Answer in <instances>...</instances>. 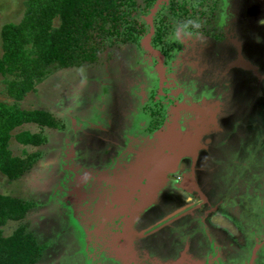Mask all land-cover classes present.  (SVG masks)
<instances>
[{
  "label": "rangeland",
  "instance_id": "1",
  "mask_svg": "<svg viewBox=\"0 0 264 264\" xmlns=\"http://www.w3.org/2000/svg\"><path fill=\"white\" fill-rule=\"evenodd\" d=\"M24 1L0 0V29L23 18ZM158 5L131 16L152 25ZM218 7L217 23L225 11L229 36L208 32L204 50L205 42L191 44L182 60L195 70L176 61L178 89L171 96L177 104L153 135L144 119L160 105L162 82L152 98L146 88L136 97L137 79L131 83L143 72L163 81L164 59H143L131 46L120 45L91 68L52 70L16 104L45 110L59 123L53 130L24 125L11 132H40L43 142L23 148L10 141L13 155L38 156L19 179L0 177V194L32 200L26 217L4 232L29 231L43 249L37 264H264V0H225V10ZM149 37L140 52L149 50ZM4 87L0 75V101L12 104ZM173 123L170 135L181 139L177 149L184 153L141 196L131 187L165 151ZM244 152L247 169V159H237ZM243 171L248 181L238 175ZM252 187L263 199L255 200L259 212L242 201Z\"/></svg>",
  "mask_w": 264,
  "mask_h": 264
},
{
  "label": "trees",
  "instance_id": "2",
  "mask_svg": "<svg viewBox=\"0 0 264 264\" xmlns=\"http://www.w3.org/2000/svg\"><path fill=\"white\" fill-rule=\"evenodd\" d=\"M148 2L147 6L153 3ZM23 7L18 23L0 29V75L4 90L13 100L12 104L0 101V177L7 183L28 172L38 156L25 152L23 156L13 155L10 141L23 148H36L43 142L40 132H11L24 125L48 130L59 125L45 110H20L16 104L35 91L52 70L91 68L105 51L110 53L117 45L139 47L147 30L142 22L131 18L141 12L134 0H25ZM156 22L150 47L169 60L174 45L166 41L169 31L164 18ZM148 52L149 58L159 59ZM5 193L0 194V264H37L43 249L29 231L18 227L11 234L4 232L8 223L26 217L33 208L32 200Z\"/></svg>",
  "mask_w": 264,
  "mask_h": 264
},
{
  "label": "flooded vegetation",
  "instance_id": "3",
  "mask_svg": "<svg viewBox=\"0 0 264 264\" xmlns=\"http://www.w3.org/2000/svg\"><path fill=\"white\" fill-rule=\"evenodd\" d=\"M134 1H135V4L139 7L141 12H135L133 14L141 13V14H143V16H145L144 15L145 13H148L150 11V9H152L153 7L156 6V4L159 3V5H158L159 8H157L156 14L154 15V17L151 20L152 25H148L149 23H147L143 18L133 17L134 19H137L139 22H142L145 25V28L147 29L146 32L144 33V37L141 40H143L144 38H146L150 34L149 41H148L149 42L148 43L149 50L140 52V50H141V40H140L139 47H135L138 50V52L142 53L144 55H147V54L149 55L150 53L148 51H150L152 53L153 52L157 53L156 54L157 56L162 57V55L159 52L155 51L154 49H152L150 47V41L153 38L154 33H155V24L157 23L156 21L159 19V17L164 18V22L167 25V29L169 31V37L166 39V41L170 40L169 43L174 45V52H173V55L171 56V58L168 60V59L163 57L164 67L166 69L165 73L163 75V79H164L163 81L161 80L160 76L153 79V80L150 78H143L142 77L144 75V72H143V74H141V75L137 76L135 79H133V81L131 83V84H133L137 79L136 89L138 90V92L135 93L136 97L138 96V93L140 91H142L146 88V90H148V91L152 90V93L148 94V97L152 98L153 89L157 88L158 82L159 83L162 82L161 89L163 91V94L159 98V99H161L160 105L157 108V110L154 111L156 113L153 112L152 116H149L148 119H144V125H146V127L149 131V133H147V134L153 135V134H155L154 132L159 130L161 128V125L164 124V121L166 118L165 117L166 116V110L168 109V107L177 104L175 102L174 98L171 96L172 90L174 91V89H178V87L175 83V77L179 76L180 71L176 72V68H175L176 61L186 63L188 66L192 67L193 70H195V66L193 65V63L191 61H189L188 59H186L185 61L182 60L184 55H187L185 50L187 49L190 52V45L191 44L194 46V45L201 43V42H205V44H201L200 49L208 48V46H209V43H208L209 33L208 32L214 33V36H216V37L218 34L219 38L227 37L228 31L226 28V25H227L226 19L228 18V16H227V13H225V11H223V14L225 17L223 16L220 25L217 23L216 14L219 12L218 6L221 3L224 6V10H225V0H166L167 2H164L163 0L161 2H159V0H134ZM148 1L153 2L151 4V6H147L148 5L147 3H149ZM143 10H145V11L143 12ZM131 18H132V16H131ZM216 24L218 25L219 29L215 28ZM216 31H218V33ZM201 34L203 36H205L203 41H200V39H198V36ZM119 46L120 45L115 46L113 48V51L115 50V52H116L117 51L116 49L119 48ZM122 46H130V45H121L120 47H122ZM131 47H134V46H131ZM203 50H202V53H204ZM111 55H112V50L110 51V53L108 52V50L105 51V53L100 56V59L98 60V62L104 58H107V60H108ZM148 55L143 57V59L148 57ZM171 61H172V65L170 66L169 63ZM153 62H154V60H153ZM168 86H169L170 90L168 89ZM171 88H172V90H171ZM94 134H96V133H91L90 135H92V137L95 138ZM248 142L251 144L254 143L252 138L251 139L249 138ZM70 144L76 145L75 143L72 142V140H71ZM103 145H104V142H103ZM75 149H76V152H77V150L79 152L78 148H75ZM101 149L105 150L104 152H101L102 155L104 154L106 157L108 154L111 155L110 152H108L107 154L105 153L109 149V147H107V145H104L102 148H100V150ZM67 152H70L68 144H67V148H65V151H64V157H66ZM82 154H84V153H81V155ZM64 157H63V159H65ZM237 159H240V161L246 160L247 159L246 152H244V154H242V157H237ZM249 162L250 161L247 159V161H245V163L242 165L244 167V169H247V167H250L251 162L250 163ZM244 174H245V172L243 171L242 173H240L238 175H241V177L244 180L248 181V179H249L248 175L249 174L248 175L247 174L244 175ZM215 175H217V172L215 173ZM235 175H236V173H234V176ZM232 181H234V180H232ZM233 183L235 184L236 182H233ZM252 188H253L254 194H251L250 198H249L248 191H246V194L243 197L246 199H242V201L246 202L248 204L249 210L252 208L254 211L259 212L260 208L257 207V205H255L256 204L255 200H256V198H259V199H261V198L259 197L260 195H258L257 188H256V190L254 189V187H252ZM261 200L263 203V199H261ZM186 202H184V203H186ZM202 208H205V207H202ZM202 208H200V209H202ZM205 209H208V208H205ZM196 210H198V209H196ZM241 214H243V213L241 212ZM261 216H264V215H261ZM255 238H257V237H255Z\"/></svg>",
  "mask_w": 264,
  "mask_h": 264
},
{
  "label": "water",
  "instance_id": "4",
  "mask_svg": "<svg viewBox=\"0 0 264 264\" xmlns=\"http://www.w3.org/2000/svg\"><path fill=\"white\" fill-rule=\"evenodd\" d=\"M176 116H177V114H176ZM178 116H179V113H178ZM175 122H176V120H175ZM173 129H174V123H173L172 129L167 131L164 135L165 136V143H164L165 151L163 152L161 157L158 159L155 166L151 170L145 172L144 175L142 176L141 180L137 184H135L131 187V190H134V192H135V190H140L139 193L141 194V196L145 194L150 183L153 182V180L155 178L166 173L170 169L171 162L175 158H177L179 155L184 153V150H178L177 149V145L181 141V139L179 140L176 136L171 137V135H170V133L173 131ZM157 133H159V132H157ZM126 194L127 193H125V196H126ZM127 197H128V195H127ZM251 262H250V264H251Z\"/></svg>",
  "mask_w": 264,
  "mask_h": 264
}]
</instances>
